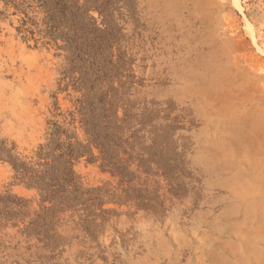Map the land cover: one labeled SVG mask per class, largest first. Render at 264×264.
I'll list each match as a JSON object with an SVG mask.
<instances>
[{"label":"rangeland","instance_id":"obj_1","mask_svg":"<svg viewBox=\"0 0 264 264\" xmlns=\"http://www.w3.org/2000/svg\"><path fill=\"white\" fill-rule=\"evenodd\" d=\"M0 264H264V0H0Z\"/></svg>","mask_w":264,"mask_h":264}]
</instances>
